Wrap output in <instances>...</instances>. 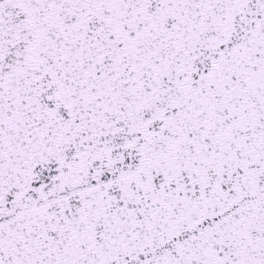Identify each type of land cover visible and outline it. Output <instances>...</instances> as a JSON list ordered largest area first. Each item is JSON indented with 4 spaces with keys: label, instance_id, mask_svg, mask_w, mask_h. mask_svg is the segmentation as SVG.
<instances>
[{
    "label": "snow or ice",
    "instance_id": "1",
    "mask_svg": "<svg viewBox=\"0 0 264 264\" xmlns=\"http://www.w3.org/2000/svg\"><path fill=\"white\" fill-rule=\"evenodd\" d=\"M0 264H264V0H0Z\"/></svg>",
    "mask_w": 264,
    "mask_h": 264
}]
</instances>
